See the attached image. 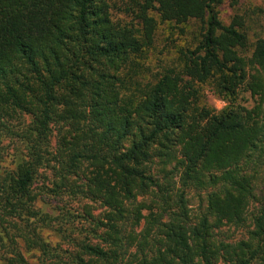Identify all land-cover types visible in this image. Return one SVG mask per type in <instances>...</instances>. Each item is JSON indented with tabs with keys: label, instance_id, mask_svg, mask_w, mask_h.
I'll use <instances>...</instances> for the list:
<instances>
[{
	"label": "trees",
	"instance_id": "1",
	"mask_svg": "<svg viewBox=\"0 0 264 264\" xmlns=\"http://www.w3.org/2000/svg\"><path fill=\"white\" fill-rule=\"evenodd\" d=\"M238 2L0 0L1 264L21 243L39 264H264V33L225 23Z\"/></svg>",
	"mask_w": 264,
	"mask_h": 264
},
{
	"label": "rangeland",
	"instance_id": "2",
	"mask_svg": "<svg viewBox=\"0 0 264 264\" xmlns=\"http://www.w3.org/2000/svg\"><path fill=\"white\" fill-rule=\"evenodd\" d=\"M235 8L230 7L229 5H226L221 9L222 11V18L225 21V23L230 24L231 19L235 15H241L246 17L248 23V26L252 28V31H250L251 37H254L255 35L259 33H264V0H240L238 2ZM180 45V43H179ZM206 95L208 97L210 105L213 107L214 110L217 112H221L225 107L226 104L217 99L213 96V94L209 93L208 89L206 90ZM39 198H42L39 197ZM46 202H49V205L46 204H40L39 206L41 208H45L48 210V212H52V209L56 206L55 203L51 202L49 199H47ZM202 204L200 197L196 195H192L191 205H190V216L191 218L196 221V219L199 217V214L202 212ZM44 236L47 241H52L53 243L56 241V238L53 234L49 232H45ZM12 244L10 242H5V248L3 247V244L0 243V250L1 251H7V252H13L12 249H8ZM20 246V245H19ZM22 246V247H21ZM19 248L20 252L23 254L27 264H39L38 262L40 259V253L38 251H28L25 244L21 243ZM4 248V249H3ZM6 256H9L5 253ZM11 257V256H10ZM3 261H0V264Z\"/></svg>",
	"mask_w": 264,
	"mask_h": 264
}]
</instances>
